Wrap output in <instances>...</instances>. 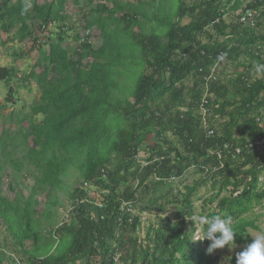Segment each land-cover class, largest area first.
<instances>
[{"label":"trees","instance_id":"16d2710c","mask_svg":"<svg viewBox=\"0 0 264 264\" xmlns=\"http://www.w3.org/2000/svg\"><path fill=\"white\" fill-rule=\"evenodd\" d=\"M65 2L0 0V31L14 30L0 42L31 40V49L39 52L31 70L20 77L13 66H0V83L8 88L0 110L17 101L18 89L30 90V81L40 88L39 103L3 114L16 131L7 126L0 132V172L8 166L18 173L32 165L39 172L36 187L50 191L63 189L62 177L71 168L81 179L68 193L71 219L56 226L57 236L53 227L43 234L30 216L29 198L0 196V218L24 254L21 261L216 264L218 257L206 253L210 241L202 242L205 247L190 241L184 217L194 213L197 189L207 186L201 209L208 206L209 217L231 216L238 245L250 241L249 228H258L245 215L264 198V145L259 150L255 144L264 137V70L257 71V65H264V0H177L170 10L168 0H150L149 12L145 1L140 6L98 3L84 20L85 30L100 29L97 49L87 38L72 49L62 45L72 29ZM247 10L259 13L252 24L241 21ZM229 12L238 14L226 22ZM49 24L58 31L52 33ZM26 54L14 52L16 59ZM221 62L234 71L219 70ZM130 67L136 82L126 95L121 81ZM50 70L55 76H49ZM201 105L211 136L202 125ZM150 136L154 142L147 144ZM143 149L146 163L140 164ZM189 168L198 179L174 192L173 180ZM92 188L98 196L90 194ZM56 204L52 196L41 217L48 220ZM168 204L175 205L174 221L159 217L139 238L142 213L164 212ZM2 255L0 248V263Z\"/></svg>","mask_w":264,"mask_h":264},{"label":"rangeland","instance_id":"374dc122","mask_svg":"<svg viewBox=\"0 0 264 264\" xmlns=\"http://www.w3.org/2000/svg\"><path fill=\"white\" fill-rule=\"evenodd\" d=\"M47 0H38V2L43 3ZM64 5V11L67 14V20L68 24L72 27L71 31H68L66 33V36L62 42V45L67 48H73L79 46L86 38L88 40V43L90 44L91 48L97 49L101 43H102V36L100 34V29L96 26L90 28L89 30H85L84 28V20H86L90 16V10H92L96 4H104L108 7L112 6L113 0H65ZM118 2H130L133 5L140 6V1H145L144 9L149 12L152 9L148 8L147 3L150 0H115ZM177 0H168V10L175 8ZM236 13L229 12L227 13L225 17L226 22H230L235 19ZM259 13L258 11L255 12V15L257 16ZM105 15V13H103ZM155 18L151 16V20L154 22ZM189 20L188 17H184L182 19V23H187ZM264 20V19H263ZM264 23V21H263ZM141 24H144L141 22ZM111 29H114V25L110 26ZM49 30L52 33H56L58 29L56 28V24L52 25L49 24ZM135 31H138V27L134 28ZM14 30H11L8 34H4L0 31V38L4 39L8 36L13 35ZM78 34V40L74 39V35ZM42 36V35H41ZM32 41L26 40L22 42L21 44H18L16 41H7V43L2 44L0 42V66H13L18 70V77L22 76L23 73H28L35 61L39 58V52L38 47L32 48ZM43 49L47 51L48 46L44 45ZM23 51L25 50L28 52L24 57L22 58H15L14 52L15 51ZM264 50V48H263ZM87 60H90L87 59ZM84 62H87L86 59H84ZM226 67V69H224ZM219 70H224L226 74H230L234 71L233 65L226 64L225 62H221L218 65ZM37 72H40V68H36ZM127 70V69H126ZM55 76V73L50 70L49 76ZM258 75H261L258 73ZM224 76H222L223 78ZM16 78L13 81V84L16 83ZM123 83L122 91L126 93L127 91H130L135 85L136 82V76L134 75L133 67L128 68V72L124 73L123 80L121 81ZM18 83V82H17ZM191 81L188 80L186 82V85H190ZM8 88L5 86L3 82L0 83V104L5 103V97L7 95ZM19 94H15L17 101L14 104H7V107H5L3 110H0V132L9 126L11 131H16V126L13 123H9L7 119L4 118L3 114L9 115V112L12 109H19V106H25L26 110L29 109V107L35 103L40 102V88L39 85L36 84L34 81H30V90L27 89H18ZM119 95V93H118ZM127 95V93H126ZM121 94L119 95V97ZM121 98V97H120ZM2 116V117H1ZM39 118V116H38ZM264 120V117L262 118V121ZM262 123V122H261ZM26 122H24V126H26ZM168 136L173 140L172 136L168 134ZM31 138H28V144L31 145ZM174 141V140H173ZM154 142V138L150 136L147 140V144H151ZM146 156V151L141 150L138 154L137 160L140 162V164L146 163L142 159ZM1 157V155H0ZM32 165H27L26 168L22 169L20 172H12L11 168L6 166L3 171L0 172V196L6 198L8 201H12L14 199L19 198L20 200H31V211L30 216L33 219H37L39 221V224L41 226V229L44 228L43 234H47V231L50 227H53V235L57 236L56 232V226H60L62 223L66 222L68 224L71 219V208H72V202L68 198V193L72 191V189L78 184L81 179L78 175V171L74 170L73 168L69 169L67 173L62 177L63 180V189L62 190H49L48 187L42 188L36 187V179L35 176L39 175V172L32 168ZM198 179V175L193 172V168H189L184 176H182L179 179L173 180L174 185V192L177 193L184 191V186L186 185H192L194 181ZM36 189H35V188ZM35 189L34 193L33 190ZM95 190L92 188V191H89L90 194L93 196H98L99 192L93 193ZM208 187L207 186H200L197 189L196 194L193 196L194 199V213L192 215H206L208 212V206L206 207V211L201 209V202L202 199L206 196H208ZM96 192V190H95ZM31 195L33 196L32 199ZM56 197L58 200V204L51 205L52 206V213L50 215V218L48 220L43 219L41 217L44 209L46 208V205L48 203V200L52 197ZM133 212H137V208H133ZM174 211H175V205L168 204L165 207V211H161L159 209H150L147 210V212L142 213L141 215V221H142V227L137 231L136 235L139 238H144L146 226L150 223H156L159 217H170L171 221H174ZM70 212V213H69ZM191 215H186L184 217L185 223L184 227L189 233L190 241L194 242H200L202 247H205V245L196 239H193L195 233L200 231L199 227L195 226L193 221L190 219ZM247 219L253 220L255 225L258 226L257 229L249 228L248 231L250 235H255L257 232L264 230V198L260 205H257L254 207L253 211L251 213H248L245 215ZM15 240L10 234V232L7 230L6 225L2 222L0 218V248L3 250L2 255V262L0 264H13V261L16 260L18 264H24L21 261V258H25L24 254L21 250V248L18 245H14ZM25 248L30 249L32 247V240L27 239L25 242ZM245 244H237V248L235 251H240ZM235 251L229 252L227 249V246L223 249H216L212 253L213 256H217L218 260H216V264H227L224 257L231 255L232 258L235 257Z\"/></svg>","mask_w":264,"mask_h":264},{"label":"clouds","instance_id":"9594fccd","mask_svg":"<svg viewBox=\"0 0 264 264\" xmlns=\"http://www.w3.org/2000/svg\"><path fill=\"white\" fill-rule=\"evenodd\" d=\"M264 70V65H257V71ZM190 219L200 231L195 233L193 239L203 242L210 241L206 248L207 254H212L216 249L227 246L229 252L237 248L236 234L233 229L231 216L216 214L211 217L206 215H191ZM246 239L245 246L240 251H235V264H264V230ZM227 264H232V256L224 257Z\"/></svg>","mask_w":264,"mask_h":264},{"label":"built area","instance_id":"2783aa9c","mask_svg":"<svg viewBox=\"0 0 264 264\" xmlns=\"http://www.w3.org/2000/svg\"><path fill=\"white\" fill-rule=\"evenodd\" d=\"M255 12H256L255 10H250V11L247 10L245 12V14L242 15L241 21L242 22L249 21L252 24ZM206 112H207V109L203 105H201L200 108H199V113L202 116V125L204 126V129L206 130V135L207 136H211V135H213V129H207L208 125H207V122H206V119H205ZM255 144L257 145V148L259 150H261L263 148V145H264V137H262L261 139L257 140L255 142ZM252 146H253V143H251L249 145V147H252ZM227 147H229L228 144H225V148H227ZM240 150L241 149L239 147L235 148V153H239Z\"/></svg>","mask_w":264,"mask_h":264}]
</instances>
